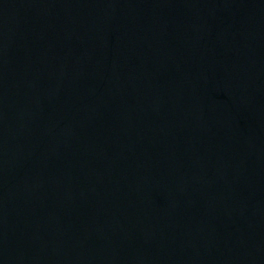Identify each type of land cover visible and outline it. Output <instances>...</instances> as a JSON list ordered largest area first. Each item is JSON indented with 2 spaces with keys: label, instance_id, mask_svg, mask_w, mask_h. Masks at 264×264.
<instances>
[{
  "label": "water",
  "instance_id": "obj_1",
  "mask_svg": "<svg viewBox=\"0 0 264 264\" xmlns=\"http://www.w3.org/2000/svg\"><path fill=\"white\" fill-rule=\"evenodd\" d=\"M0 264H264V0H0Z\"/></svg>",
  "mask_w": 264,
  "mask_h": 264
}]
</instances>
